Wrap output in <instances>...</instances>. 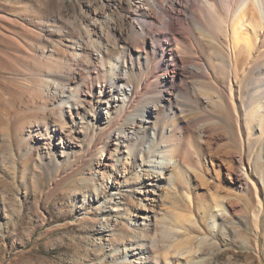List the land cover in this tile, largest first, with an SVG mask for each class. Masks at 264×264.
<instances>
[{
  "label": "rangeland",
  "instance_id": "rangeland-1",
  "mask_svg": "<svg viewBox=\"0 0 264 264\" xmlns=\"http://www.w3.org/2000/svg\"><path fill=\"white\" fill-rule=\"evenodd\" d=\"M131 2L0 0V264H264V99L256 110L254 85L233 80L230 97L214 82L215 39L199 43L189 13L167 30L148 22L149 47L129 26ZM120 31L148 53L133 55ZM170 34L190 59L180 74L159 43ZM85 46L99 60L65 82ZM152 96L166 98L154 129L139 120ZM158 149L172 163L149 195L143 163Z\"/></svg>",
  "mask_w": 264,
  "mask_h": 264
},
{
  "label": "bare ground",
  "instance_id": "bare-ground-1",
  "mask_svg": "<svg viewBox=\"0 0 264 264\" xmlns=\"http://www.w3.org/2000/svg\"><path fill=\"white\" fill-rule=\"evenodd\" d=\"M154 1L155 0H153V2ZM162 1L169 10L170 16L164 12L162 15L157 16L151 14L145 6L150 2L148 0H132L133 8L128 9L127 12L129 26L138 31L142 36L141 38H143V35H151L153 31L146 28L148 22H153V20L155 22L157 21L159 22V26H162V30H167L170 18H186V14L189 13L190 17L192 15L197 21L195 30H197L196 37L198 42L202 44L205 35L210 36L211 39H215H212L213 41L211 42L216 41L215 44L209 42V46H211L208 47V51L204 53L206 56V58L204 57L206 59L205 61L213 71L210 73L213 76L212 78H214V82H219L223 89L228 87L230 97H232L234 93V90H232L233 80L237 82H243L244 80V82L250 83V86L254 85V89L252 88L250 93V98L257 110V106H261L262 99H264V0H235L232 8L226 5L228 0H219L221 8L217 5L218 0ZM223 29L225 30V34L223 33L224 35L221 34ZM154 37L155 35H151L149 39H144L145 43H150L149 47L151 48L153 47L152 43L156 40ZM220 38L223 40L220 41ZM116 39L120 41L122 45L128 47L129 51L138 58L148 53L147 50L131 43L122 31L116 35ZM164 40L170 44L166 49L169 50L168 53L172 60L171 70L173 74L184 72L183 65H185L184 63L188 60L190 61V59L186 58L185 55V57L183 56L185 51L182 54L183 51L179 47L181 40L170 34L166 36V38H161L159 40L160 46H163L162 42ZM97 53H99V51L95 52L93 50H88L86 46L82 47V51L77 53V56L80 57L78 70L72 75L64 76L65 82L75 81L81 73H84L83 69L86 65L96 63L100 57ZM213 56L219 58L222 69L218 67V65L216 66V64H213ZM215 67H218V70L215 69ZM202 77H204V74ZM174 88H176V85L170 83L168 95L171 94ZM146 90L147 86L142 85L138 90L133 92L129 99L130 107L139 100L141 95L146 93ZM115 99L116 97L112 98V100ZM164 99L166 98L162 96H152L142 102V104L146 103L147 108L145 110V115L143 114L145 118L140 117L139 120L145 127L151 126V128L154 129L153 122L155 121H153L154 117L152 110H155L158 106H162L163 103H165ZM236 120L239 126L238 133L243 135L244 130L241 125L242 116L239 115ZM257 142V139L253 141V139L250 140V138L246 139L241 137L238 145L241 148H249L256 145ZM171 160V153L168 150L166 151V149H158L145 159L143 165L146 168H144V170L148 173L151 172L150 174L147 173L145 176L146 179L143 181V191H145V193L148 192L149 195H158L157 190L160 184H158L155 178H163V173L172 163ZM238 163L242 165V159H238ZM246 163L250 165L249 160H247ZM233 170L237 173L236 177H239L240 174L237 170ZM241 173L245 174L246 181H249L246 172L243 170ZM144 199H148V197H144ZM141 219V221L134 222L136 225L135 229H142L140 228L142 227L141 224H147L144 222L147 219L146 216H142Z\"/></svg>",
  "mask_w": 264,
  "mask_h": 264
}]
</instances>
